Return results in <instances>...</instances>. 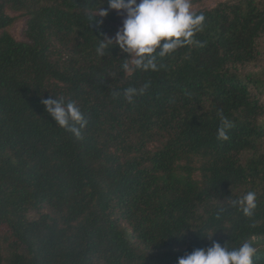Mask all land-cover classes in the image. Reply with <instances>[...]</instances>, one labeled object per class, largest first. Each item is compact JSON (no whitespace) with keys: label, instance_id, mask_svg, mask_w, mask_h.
I'll list each match as a JSON object with an SVG mask.
<instances>
[{"label":"trees","instance_id":"1","mask_svg":"<svg viewBox=\"0 0 264 264\" xmlns=\"http://www.w3.org/2000/svg\"><path fill=\"white\" fill-rule=\"evenodd\" d=\"M98 8L107 15L90 22ZM8 10L26 18L25 41ZM195 12L199 43L128 73L118 46L95 51L117 30L108 0H0V264H177L213 242H249L264 264V101L252 89L264 80L241 73L261 60L264 0ZM145 83L128 103L124 90ZM50 97L84 113L80 139L45 111ZM249 191L246 217L233 201Z\"/></svg>","mask_w":264,"mask_h":264},{"label":"clouds","instance_id":"2","mask_svg":"<svg viewBox=\"0 0 264 264\" xmlns=\"http://www.w3.org/2000/svg\"><path fill=\"white\" fill-rule=\"evenodd\" d=\"M108 9L123 11L125 18L114 37L98 39L95 51L103 57L109 48L118 46L121 52L128 54L121 65L128 73L156 71L158 58L168 56L181 47L199 43L194 36L203 30L205 21L203 13L197 14L192 10L191 0H108ZM96 15L104 17L107 10L98 8L96 14L90 17V22ZM149 86V83H145L140 89L128 87L124 90V97L131 104L134 97L142 95ZM113 96H119V93L113 92ZM42 104L57 126L77 139L82 137L88 120L74 101L66 103L63 97H50L43 99ZM220 125L217 139L227 141L232 122L221 115ZM256 200V193L249 191L242 198L234 200L233 206L238 207L244 216L251 217L257 206ZM256 251V247L249 242H243L231 250L213 242L211 247L194 249L178 258L177 264H253Z\"/></svg>","mask_w":264,"mask_h":264},{"label":"rangeland","instance_id":"3","mask_svg":"<svg viewBox=\"0 0 264 264\" xmlns=\"http://www.w3.org/2000/svg\"><path fill=\"white\" fill-rule=\"evenodd\" d=\"M224 1H232V0H201L200 2H191L192 10L195 12L197 10L201 9H209L214 6H216L219 2ZM115 12L118 15V23L116 25L117 30L122 26L123 19L125 18V14L123 11ZM7 14L11 17L15 18L14 23L7 28L9 33L16 39L20 41H25L26 38L24 37V25L26 18L21 12H14L11 10L7 11ZM116 30V32H117ZM115 36V35H114ZM113 36V37H114ZM259 50L262 53L261 60L255 64V65H249L247 67L242 68L241 73L245 76L251 75V76H258L262 80H264V34L259 39ZM253 93L259 95L261 97L262 101H264V88L263 87H253ZM36 214H32V217H35Z\"/></svg>","mask_w":264,"mask_h":264}]
</instances>
